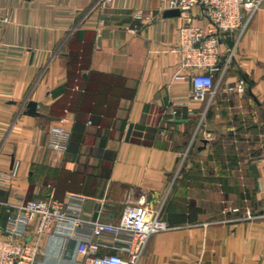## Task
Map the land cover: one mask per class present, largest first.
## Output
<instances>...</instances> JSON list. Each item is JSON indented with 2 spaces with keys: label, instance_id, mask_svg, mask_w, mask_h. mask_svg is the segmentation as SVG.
I'll use <instances>...</instances> for the list:
<instances>
[{
  "label": "crops",
  "instance_id": "crops-1",
  "mask_svg": "<svg viewBox=\"0 0 264 264\" xmlns=\"http://www.w3.org/2000/svg\"><path fill=\"white\" fill-rule=\"evenodd\" d=\"M0 9V171L14 172L0 184V235L3 202L76 193L91 219L148 203L176 226L151 235L136 264H264V1L244 29L221 33L216 92L202 101L175 77L189 72L173 49L184 19L165 0ZM240 76L246 92L229 91ZM62 119L71 135L57 152L50 129ZM42 245L35 264H83L77 238L48 233Z\"/></svg>",
  "mask_w": 264,
  "mask_h": 264
},
{
  "label": "built area",
  "instance_id": "built-area-1",
  "mask_svg": "<svg viewBox=\"0 0 264 264\" xmlns=\"http://www.w3.org/2000/svg\"><path fill=\"white\" fill-rule=\"evenodd\" d=\"M263 1L165 0L168 8H178L183 15L179 41L173 49L180 55V68L189 72L181 74L178 71L175 77L190 78L192 101H202L215 95L214 73L221 69V33L244 29ZM195 8L209 21L208 27L193 23L192 11ZM244 10L249 13L247 19ZM134 17L145 18L142 10H136ZM8 21V15L2 14L0 9V27ZM232 54L230 50V56ZM247 86V78L240 76L228 86V90L243 94ZM50 131L49 147L57 152L66 151L71 129L64 124V119L53 124ZM260 161L262 175L259 185L264 195V149ZM13 175L11 171H0V184L11 182ZM83 200L82 195L67 193L64 199L50 194L45 198L3 202L9 207V213L4 232L0 235V264H35L38 254L43 252L42 239L48 233L77 238L83 264H136L151 235L176 227L161 216L160 210L151 208L148 203L126 205L117 222L100 217L91 219L83 213ZM103 210L104 203L100 205V212ZM252 216L253 213L248 211L245 217Z\"/></svg>",
  "mask_w": 264,
  "mask_h": 264
},
{
  "label": "water",
  "instance_id": "water-1",
  "mask_svg": "<svg viewBox=\"0 0 264 264\" xmlns=\"http://www.w3.org/2000/svg\"><path fill=\"white\" fill-rule=\"evenodd\" d=\"M169 13H176V14H180V10L178 8H170L168 10ZM36 103L32 102L30 103L31 106H34Z\"/></svg>",
  "mask_w": 264,
  "mask_h": 264
}]
</instances>
